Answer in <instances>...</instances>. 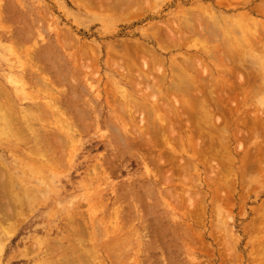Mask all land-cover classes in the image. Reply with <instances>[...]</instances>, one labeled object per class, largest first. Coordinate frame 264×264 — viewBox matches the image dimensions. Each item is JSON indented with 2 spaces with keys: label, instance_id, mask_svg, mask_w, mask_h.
Wrapping results in <instances>:
<instances>
[{
  "label": "rangeland",
  "instance_id": "rangeland-1",
  "mask_svg": "<svg viewBox=\"0 0 264 264\" xmlns=\"http://www.w3.org/2000/svg\"><path fill=\"white\" fill-rule=\"evenodd\" d=\"M216 1L136 0L121 16L88 0H0V83L15 93L7 77L29 68L44 84L39 91L29 86L33 100L44 105L35 123L44 135L42 173L26 184L34 191L17 187L23 203L18 215L11 212L2 222L0 264H85L79 260L90 249L88 264H264L259 64L246 62L235 76L227 74L229 82L237 77L236 89L228 100V91H217L215 97L226 101L215 104L211 119L193 114L206 133H159L163 120L169 129L179 118L175 129L181 131L196 86L225 78L219 56L234 49L225 26L242 40L241 31L256 32L241 14L264 26V0H227L220 7ZM207 6L230 19L220 23L223 29L207 23ZM156 28L172 41L159 46ZM179 31L186 38L177 46ZM73 86L75 107L83 108L75 133L63 129L71 106L58 97ZM214 125L220 131L227 126L217 133ZM14 161L0 151V163L23 181Z\"/></svg>",
  "mask_w": 264,
  "mask_h": 264
},
{
  "label": "bare ground",
  "instance_id": "bare-ground-1",
  "mask_svg": "<svg viewBox=\"0 0 264 264\" xmlns=\"http://www.w3.org/2000/svg\"><path fill=\"white\" fill-rule=\"evenodd\" d=\"M135 1L136 0H88V2H91V4L94 7L96 6L99 10H102V11L105 10L104 12H109L110 14H118V15H121V16L124 15L123 12H122V9H125V8L128 9L130 6L133 5V3ZM140 1H142V0H140ZM224 3L227 4V0H218V1H216V6L217 7L218 6L219 7L220 6H223V5H225ZM202 10H204V12L207 13L206 21H207V23L212 24V26H219L220 28L223 29V27L225 25L224 24L222 25L220 23L221 22H225V21H230L229 18H226V17L222 16L218 10H216V9L210 7V6H207V7H205ZM191 11H192L191 14H194V12H193L192 9H191ZM195 11H197V10H195ZM199 11H197V12H199ZM201 13H203V12L201 11ZM128 14L129 15H132L133 12H131V10L129 9L128 10ZM249 16L250 15L247 12V13L241 14L240 19H246L249 22L250 25L248 24V26H247L248 29H250L251 25H253L255 27V32L256 33H255V35L251 34V33L254 32V31L252 32V30H251L252 28L250 29V32L249 33H246L244 31H241V32H243V33H241V37L244 38V40L239 39V38L238 39L237 38H234L230 34L231 32H234V30H236L235 28H233L231 26H229V27L228 26H225L226 29H225L224 36H225V38H227V42H229L231 45H232V43L234 44L233 45L234 46V49L231 50V52L229 51V52H226V53H222L219 56L220 64H221L220 66H221V68H224V71H225V74H226L225 78L223 80H221V82L217 81L214 78H213V80L212 79L211 80L209 79L208 82H206L204 85H201L200 84L201 86L199 88H197V86H199V85L196 86V84H194L195 82H193V84H194L193 85V89L196 86L195 90L197 91V93H196V95H194L195 97L192 96L194 98L192 100V103L190 102L191 103L190 104V107L189 108L184 107L185 109H188V111H189V114H188L189 117H187L189 119H187L186 122L183 124L184 125L183 126V129L181 131H178L177 129H175V126H178L177 124H178V121L180 120V118H179V120H174V123L175 124H173V125H175V126H172L169 129L167 128V126H166V124H165V122L163 120L162 121V125L163 126L162 127L159 126L160 129L158 128L159 131H160L159 133H194V132H192L193 129L195 130V133H206V132H204V131H202L200 129V126H198V124H197V122H199V121L196 118L193 117V114H195L194 116H197L196 113H199L205 119L206 118L207 119L208 118L211 119L210 116L211 115L214 116V114L216 113L214 110H216V111L218 110V108H217V106H215V104L217 105L218 102H220V104L222 103L221 102V99L223 97H220L219 96L220 97L219 99L215 97L217 91L219 93H224L225 92V94L228 91V95L227 94H226L227 96L225 95V97L228 100V98H230V96H229V90L232 92L233 89L234 90L236 89V87H234L235 84H233V81H235L237 79V77H236L235 80L233 78V81L232 82H229L228 77H227V74H229L232 77L235 76L236 73H237V71L239 70V68L240 69H243L242 67L245 66L246 62H250L251 63V61H252V62H254L252 64L257 63V66H256L257 68H258V64H259V68H258L259 70L258 71H261L262 74H259V72L257 71L256 75L258 74V77H259V75L263 76V82L261 80V76L259 77L260 78L259 81L262 82L261 85L264 84V26L261 25L260 23L258 24L255 20H253V18L252 19L250 18L251 16L250 17ZM227 23L228 22H226L225 24H227ZM195 24H196V22L194 24H192V25L194 26ZM202 25H204V24H202ZM186 26H187V24H183V25L180 26V28H183V27H186ZM256 27H259L260 30H257ZM213 28H215V27H213ZM210 32L211 31H209L207 34L208 35H212V34H209ZM165 33H167V32H165ZM152 34H154V41L159 46L165 45L166 44L165 43L166 42V39L167 40L169 39V41H172V39L169 38V37L164 38L165 39L164 40L161 37V35H160V31H159V34H158V28H156V30ZM178 34H179L178 36H175V38H176V44H178L177 46H179L180 43H181V41H184L185 38H186V35L184 36L183 35L184 33L182 34L181 31H179ZM204 36H206V35H204ZM238 41H240V42H238ZM243 41H245V42H243ZM143 47L144 46H142L140 48H143ZM137 48L140 49L139 46H137L134 50L136 51ZM144 49H145V47H144ZM144 49H143V51L141 49V51L145 53V51H147V47H146L145 50ZM149 49H148V52L152 51V50H149ZM134 50H133V52H134ZM138 51H140V50H138ZM133 52H132V54H134L133 56L135 57V54L136 53H133ZM40 56H42L44 58L43 55H40ZM155 56H156V54H155ZM152 57H154V56L152 55ZM130 58H133V57L131 56ZM136 59H137V55H136V57H135L134 60H136ZM159 59H160V57H159ZM37 60L40 61L41 58L37 57V59L35 61L38 62ZM131 62H132V60H131ZM186 62L190 64V62L188 60ZM151 63H152V60H151ZM155 63H156V60H155ZM24 64L25 63H23L22 65L24 66ZM248 65H251V64H248ZM248 65H246V66L249 67ZM247 67H245V69H248ZM251 67H253V65L250 66V68L248 70V73L251 71ZM253 70L255 71V69L252 68V71ZM23 71L24 72L13 73V74H11L10 76L7 77V80H9V83H11L12 85H14L13 87H14L15 93H11V91H9L4 85H2L0 83V151H6L9 155L12 156V158L14 157V160H15L14 162H15V165H16V167H14V169L16 171H18V173H20V174H22V173L25 174V176L27 177L23 181H18V179H16L14 176H11V174L9 172L10 171L9 165H6L5 164L3 166L0 163V215H1L0 216V232L2 231V228H1L2 222L6 221V220H8L10 218L11 212H13L15 215H18V213L16 212V210L23 203L22 200L20 199V197L18 196V193H19L18 190L19 189L17 187L19 185H24L25 188H26V190H28L30 192L31 191H34L35 190L34 189V185H32V186L28 185L26 187V184H27V182H28V184L30 183L29 179L34 175V173L36 171H39V172L42 173V170H40L41 169L40 166L44 163V160H43V158H44V135L39 134L40 133V130L35 125V123L37 121H39L38 120V114L42 113V111L44 110V105L41 104V103L36 102L35 100H33L34 99V97H33V94L34 93L33 92H29V91H31V90H29L30 89L29 86L35 87V88L37 86V89H35V91H39L41 89H39L38 87H44V84H41V85L38 84L39 81L37 79L39 77L38 76H35L34 73H33V71L31 69L28 68V69H25ZM245 71H244L245 72V75H248L247 70H245ZM252 71H251L250 74L254 73L253 76L255 78L256 77L255 76V72L254 71L252 72ZM183 75H184V73H183ZM245 77L247 78V76H244L243 77V79H244L243 81L244 82L247 81L246 83H248L249 78H247V80H245L246 79ZM249 77L251 78V75ZM258 77H257V79H259ZM180 79H182V78H180ZM184 80H186V79H184ZM199 80L197 79L196 81H199ZM237 81H238V79H237ZM240 81H242V80H240ZM250 82H252V81H249V83ZM189 83H190V81H189ZM239 83H238V86H239ZM217 86L220 87V88L218 89ZM150 88L151 87H149V90H151ZM255 88L259 90L261 87L260 88L255 87ZM169 89H170V87H169ZM178 89H179V86H178ZM164 90H163V92H166ZM263 90L264 89L262 88V91ZM184 92H185V90H184ZM231 92H230V95L232 94ZM43 93H44V90H43ZM248 95L251 96L250 94H248ZM75 96H76L75 86H73L70 90H68L66 92L63 91V92H59L58 93V97H62V98H65L66 97L67 100H68V102H69V104H70V106H71V107H69L70 108L69 117L71 119L68 118L69 120H65L64 121V124H63L64 127H63V129L64 130H67L69 132H72V133H75V131L73 130V128H74V125L76 123V117L82 118V110H83V108L80 110V109H77L75 107L76 106V100L73 99V98H75ZM28 97H30L29 100L31 99V101L29 103H27V104H22V102H23L22 99H25L26 100ZM226 98H225V100L223 98L222 101L223 100L226 101ZM247 99H249V98L246 97V100H245L246 102L249 101ZM250 100H252V99H250ZM55 101L58 104L60 102V99L59 98H56ZM183 102L184 101H182V104L181 105H184ZM186 104H188V103H186ZM210 105L215 106L216 109L215 108L212 109L213 107L210 106ZM222 106H223V103H222ZM231 110L232 109H230V111ZM172 112H174V110ZM231 112H232L231 114L233 115L234 114L233 111H231ZM174 117H176V116H174ZM199 118H200V116L198 117V119ZM159 119H161V118H159ZM192 120L194 121V123L196 125H193ZM228 121H230V118H229V120H227V122ZM212 122L214 124V121H212ZM229 124H230V122H229ZM192 126H193V128H191ZM226 126L224 125V127H226ZM236 126L238 127L237 124H236ZM212 127L213 126H211V128ZM224 127L222 126L221 131H220V129L218 127L215 128V125H214V129H217L218 128L221 133H223L222 132V129ZM232 127H233V125H232ZM214 129H211V130L214 131ZM218 129H217V133L219 132ZM224 129H223V131H225ZM214 132H212V133H214ZM27 194L28 193H26V195ZM20 210H21V208H20ZM68 222H71V220L68 221ZM75 235H77L78 238L80 237V234L75 233ZM81 237H85V236L81 235ZM77 241L80 242L81 240L77 239ZM64 242L67 243L66 245H74L75 244L74 241H70V240H65ZM87 252L88 253L87 254L85 253V255H84V259L83 260H79L80 262H84L85 264H88V262H89L88 255H91L94 252H92L91 249L90 250H87ZM76 253L80 254V251H77ZM97 257H98L97 255H93L92 259H96ZM69 258L71 259V261H75L77 259V256H75V252L74 251H73L71 257H69ZM65 260H66V262L68 261L67 259H65ZM100 262H102V261H99V263ZM66 264H68V263H66Z\"/></svg>",
  "mask_w": 264,
  "mask_h": 264
}]
</instances>
